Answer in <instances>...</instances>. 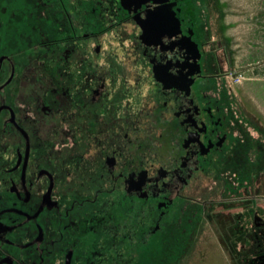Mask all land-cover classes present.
Listing matches in <instances>:
<instances>
[{"label":"flooded vegetation","instance_id":"1","mask_svg":"<svg viewBox=\"0 0 264 264\" xmlns=\"http://www.w3.org/2000/svg\"><path fill=\"white\" fill-rule=\"evenodd\" d=\"M185 2L0 0V264H264L261 141Z\"/></svg>","mask_w":264,"mask_h":264},{"label":"rangeland","instance_id":"2","mask_svg":"<svg viewBox=\"0 0 264 264\" xmlns=\"http://www.w3.org/2000/svg\"><path fill=\"white\" fill-rule=\"evenodd\" d=\"M204 1L208 4L209 10L205 15L208 18L207 22L211 25V30L205 36L212 42L219 40L221 44L218 49L221 56L222 48L225 46L233 65L224 81L225 87L232 88L231 95L233 94L232 98L235 99L233 107L245 109L247 123L255 127L252 128L254 139L261 141L259 148L263 151L262 160L256 174L258 175L257 184L264 190V0ZM65 2L71 10H74V0H65ZM193 2L194 0H186L183 12L187 19H192L195 23L196 30L202 33V30H205L200 15L203 11L197 10L195 13ZM87 10L89 11L88 6ZM200 33L199 39L203 42L206 38ZM115 39L117 38L113 34L110 37L102 35L101 42L105 46L108 40L114 43ZM204 46L207 49V45L204 44ZM224 66L226 69L227 65ZM211 263L218 262L208 259L202 261L198 258L187 261V264Z\"/></svg>","mask_w":264,"mask_h":264}]
</instances>
